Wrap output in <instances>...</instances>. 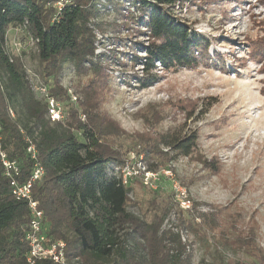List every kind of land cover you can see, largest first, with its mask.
Listing matches in <instances>:
<instances>
[{
    "label": "trees",
    "instance_id": "trees-1",
    "mask_svg": "<svg viewBox=\"0 0 264 264\" xmlns=\"http://www.w3.org/2000/svg\"><path fill=\"white\" fill-rule=\"evenodd\" d=\"M55 1L0 0V147L19 162V180L25 181L34 164L27 147L35 145L44 174L35 182L33 195L44 211L49 235L66 242L71 262L78 258L82 264H193V243L184 236L206 240L208 233L222 229L216 237L221 245L244 250L254 260L227 261L216 250L204 264H264V249L253 228L241 231L217 209L202 211L197 209L200 203H194L191 210L176 211L170 225L166 220L172 204L152 216L130 212L136 205L130 197L132 185H124L115 171L130 151L118 138L129 135L100 109V95L110 79L108 60L119 59L114 49L112 54L97 53L100 40L95 30L107 34L98 20L112 9L128 19L113 21L115 27L142 23L149 30L155 40L145 47L136 43L146 49V56L131 57L149 74L142 82L146 88L156 77V62L166 68L198 63L194 53L202 41L172 13L174 6L192 0H70L54 19ZM10 27L24 29L35 41L42 77L52 82L49 94L58 100L68 94L61 79L66 69L89 76L78 85L83 95L78 106L69 108L60 121L50 119L47 102L36 96L21 63L8 52ZM113 32L111 41L121 38ZM131 136L144 147L147 168L156 172L172 167L170 162L180 156L190 157L198 142L195 132L177 128L156 137ZM29 220L28 205L12 194L0 155V264H28L24 236Z\"/></svg>",
    "mask_w": 264,
    "mask_h": 264
},
{
    "label": "rangeland",
    "instance_id": "rangeland-1",
    "mask_svg": "<svg viewBox=\"0 0 264 264\" xmlns=\"http://www.w3.org/2000/svg\"><path fill=\"white\" fill-rule=\"evenodd\" d=\"M172 13L202 41L194 53L198 63L166 68L156 62L152 73L156 77L146 88L142 82L149 74L131 58L146 56V49L137 47V42L145 47L155 40L146 26L115 27L113 21L128 19L111 9L98 20L104 23L106 36L95 30L100 40L97 53L112 54L114 49L119 59L108 60L110 79L100 95V109L129 135L118 138L130 150L125 159L134 157L136 165L147 162L144 147L136 145L131 135L156 137L173 128L198 135L190 157L180 156L170 162L172 167L157 171L156 189L139 178L133 180L130 197L136 205L129 211L152 216L172 204L173 212L166 220L170 225L176 211L191 210L200 203L197 209H217L222 219H232L241 231L252 227L264 249V0L184 1ZM113 31L121 38L111 41ZM7 34L13 49L20 43L12 56L21 63L36 96L43 99L42 88L50 92L52 82L42 77L35 41L19 27H10ZM88 77L64 71L61 79L68 94L59 100L63 117L78 106L83 98L78 85ZM175 183L185 190L192 208L181 207ZM221 230L208 233L206 240L184 236L193 243V264L211 261L216 250L227 261L254 260L244 250L221 245L216 238Z\"/></svg>",
    "mask_w": 264,
    "mask_h": 264
},
{
    "label": "built area",
    "instance_id": "built-area-1",
    "mask_svg": "<svg viewBox=\"0 0 264 264\" xmlns=\"http://www.w3.org/2000/svg\"><path fill=\"white\" fill-rule=\"evenodd\" d=\"M70 0H56L54 7L57 12L54 19L58 18V12ZM17 28V27H16ZM20 28V27H19ZM8 33V32H7ZM20 43L14 45V49L10 46L8 34L6 36V47L12 55L14 50H20ZM44 99L48 104L49 117L52 121H60L63 118V109L60 101L50 95L47 88H42ZM12 115L13 112H11ZM27 152L34 159L31 176L25 181L19 180L21 173V165L16 160L8 158L6 152L0 147L1 161L4 167V174L10 180L11 191L17 200L25 201L30 210V220L25 231L24 240L27 242L29 250L26 257L28 264H41L43 261H52L57 264H82L78 261H70L66 254V242L62 239H54L47 232L44 211L40 208L39 201L33 195V186L35 182L44 174V169L37 159V151L34 144L27 147ZM124 185L131 186L134 179L139 178L145 185L156 189L159 184L158 172L151 171L145 164L139 162L134 163V157H127L125 163L121 167L115 169ZM174 188L181 201V207L185 209L192 208L191 200L187 197L185 190L175 183Z\"/></svg>",
    "mask_w": 264,
    "mask_h": 264
}]
</instances>
